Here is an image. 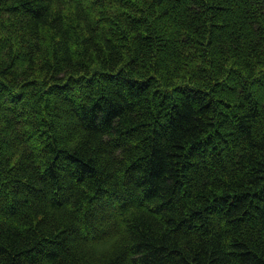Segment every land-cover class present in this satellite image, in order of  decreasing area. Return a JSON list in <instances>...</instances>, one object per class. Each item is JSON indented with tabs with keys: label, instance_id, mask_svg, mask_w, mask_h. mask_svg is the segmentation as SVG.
<instances>
[{
	"label": "trees",
	"instance_id": "1",
	"mask_svg": "<svg viewBox=\"0 0 264 264\" xmlns=\"http://www.w3.org/2000/svg\"><path fill=\"white\" fill-rule=\"evenodd\" d=\"M0 264H264V0H0Z\"/></svg>",
	"mask_w": 264,
	"mask_h": 264
}]
</instances>
